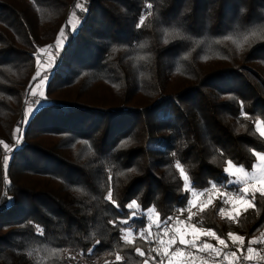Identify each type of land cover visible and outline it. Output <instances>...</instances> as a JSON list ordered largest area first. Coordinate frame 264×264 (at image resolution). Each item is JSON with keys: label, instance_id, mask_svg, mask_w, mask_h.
Segmentation results:
<instances>
[{"label": "trees", "instance_id": "1", "mask_svg": "<svg viewBox=\"0 0 264 264\" xmlns=\"http://www.w3.org/2000/svg\"><path fill=\"white\" fill-rule=\"evenodd\" d=\"M260 122L264 0H0V264L158 257L149 211L186 210L181 170L196 191L234 188L224 169L254 168ZM249 199L233 218L218 196L192 220L247 251L264 232V195Z\"/></svg>", "mask_w": 264, "mask_h": 264}, {"label": "rangeland", "instance_id": "2", "mask_svg": "<svg viewBox=\"0 0 264 264\" xmlns=\"http://www.w3.org/2000/svg\"><path fill=\"white\" fill-rule=\"evenodd\" d=\"M71 23L74 29H76L80 23V19L78 18ZM61 32L62 31H60V33ZM60 33L58 34L54 43L45 47L41 52L39 60V72H42L44 69H46V67L48 68L49 65L53 63L57 51L63 46L65 41L64 38H60ZM58 40L60 41L59 46ZM47 81L48 78L46 77L44 83H38L36 86H34L32 92H36L40 98L43 97ZM37 105H41L40 102H38ZM32 112L33 111H31L30 113ZM257 128H264L263 123H258ZM14 144L15 142L10 144V147H12ZM259 154L264 153L259 152ZM259 162L262 163V161L260 160ZM262 165H264V162L262 163ZM237 166L238 165L233 164L232 171H236ZM260 168V166L257 168L254 167L252 170H246L243 168L245 173H247V175L244 176L243 179L248 181L249 193L256 192V189L261 186L259 180L260 175L258 174ZM240 177L241 174L237 172L235 177L230 175V181H234ZM252 177H255L256 179L253 180L251 179ZM230 183L234 184L235 187L227 188L223 186L221 187V185H217L219 190L213 189L211 187L208 190L196 191L191 188V183L188 179V187L186 189H189L191 192V200L189 202V205L191 204V206L188 205L185 211H180L167 223L162 222L158 214L153 210H150L148 226L140 232V235L146 240L152 238L156 240L154 250H156L158 257L151 253L149 256V260L144 262V264H223L221 262V259L214 258L213 261H208L207 259H204L202 257L199 251L201 246H204L205 244L209 245V247L206 248L207 251H215V253L220 252L221 256H224V258L227 257L228 261L232 264H264V232L260 236L253 239L251 252L241 251L242 244L239 241H235L239 246V250L236 251L229 248L226 241L225 245L219 244V240L216 235H204V232L208 230L197 226L192 220L195 212L209 205L218 196H221L224 199V202L227 201V203H225V206L223 207L225 209L223 214L233 218L237 217L244 210V208L240 206L235 199L239 195H242V193L240 192V188L242 185L235 182ZM193 193H196V195H193ZM228 197H233L234 199L228 200ZM249 202L251 203L250 199ZM237 211L239 212L238 215ZM189 217H191V219H189ZM193 228L196 229L195 234L192 231ZM182 235L185 240L184 244L180 243V237ZM124 238L128 241H133L135 238L134 230H126L124 232ZM141 251L144 253L143 250ZM166 252L167 255L165 254ZM177 252H182L183 255H177ZM233 252H235L236 255L233 256ZM249 257H251V259H249Z\"/></svg>", "mask_w": 264, "mask_h": 264}, {"label": "snow or ice", "instance_id": "3", "mask_svg": "<svg viewBox=\"0 0 264 264\" xmlns=\"http://www.w3.org/2000/svg\"><path fill=\"white\" fill-rule=\"evenodd\" d=\"M140 23L142 24L143 23V20H141ZM64 36H65V33L62 31L60 33V38L63 39ZM59 44H60V41L58 40V46H59ZM41 51H43V50H41ZM38 63H39V61H38ZM39 75L40 74L38 72L37 73V76L39 77ZM45 80H46V77L41 78L40 81H39V83H44ZM258 130L260 131V135L261 136H264V128H258ZM257 158L260 161L264 162V154H257ZM177 167L179 168V164H177ZM232 169H233V164L231 162H229V166L227 168H225L224 171H225V173H228V174H230L231 176H234V177L236 176L237 172H239L241 174V177L240 178H238V179H236L234 181H230V182H235V183H238V184H241L242 185L241 188H240V192L242 193V195H239L235 199H236V202L246 210L248 207H251L252 206V204L249 202V198H248L249 195L254 200L255 199L256 192L249 193L248 181H246V180L243 179V177L246 176L247 173H245V171H244V169L242 167L237 166L236 167V171H232ZM260 171H261V178H260V184H261V186L259 188H257L256 191L257 192H260L261 195H264V165L261 166ZM180 175L184 177V180H185V188H187L188 187V184H187L188 177L185 176L183 170H181ZM251 179L255 180L256 178L255 177H252ZM212 188L213 189H216V190H219L218 189V186L215 185V184L212 185ZM244 194H247V195H244ZM193 195H196V193H193ZM107 199L110 200V201L112 200V192H111V190H109L108 193H107ZM227 199L228 200H233L234 198L233 197H228ZM225 203H227V201H225ZM135 206H136V201H132L131 203H129L127 205V207L130 210L131 209H134ZM189 206H191V204ZM224 211H225L224 208H221L220 209V212L222 214L224 213ZM130 214L133 215V216L135 215L134 212L133 213H130ZM238 214H239V212L237 211V215ZM189 219H191V217H189ZM125 222H127V221H125ZM192 231H193L194 234L196 233V229L195 228H193ZM204 235L215 236V233L212 232V231H206V232H204ZM230 236H231V238H232V240L234 242L235 241H239L241 244H243V238L242 237L236 236V235H232V234H230ZM218 240H219V244L225 245V240L219 239V238H218ZM180 243L181 244H184L185 243V240H184L183 235L180 237ZM208 247H209V245H207V244L204 245V248H208ZM247 251L251 252L252 249L249 248ZM137 252L140 255H143L144 254L139 249H137ZM165 254L167 255V252ZM176 254L177 255H183L182 252H177ZM232 255L234 256V255H236V253L233 252ZM119 259H120V257L117 256V260H119ZM249 259H251V257H249Z\"/></svg>", "mask_w": 264, "mask_h": 264}, {"label": "built area", "instance_id": "4", "mask_svg": "<svg viewBox=\"0 0 264 264\" xmlns=\"http://www.w3.org/2000/svg\"><path fill=\"white\" fill-rule=\"evenodd\" d=\"M199 253L202 255V257L204 259H207L208 261H213L214 258H218L221 259V262L223 264H232L231 262L228 261V258H224V256H221L220 252H216L215 251H207L206 248H204V246H201Z\"/></svg>", "mask_w": 264, "mask_h": 264}, {"label": "crops", "instance_id": "5", "mask_svg": "<svg viewBox=\"0 0 264 264\" xmlns=\"http://www.w3.org/2000/svg\"><path fill=\"white\" fill-rule=\"evenodd\" d=\"M257 154H259V153H257ZM260 163V164H259ZM263 163V162H262ZM262 163L261 162H259V159H257V162H256V164H255V168H257V167H261V165H262ZM261 169V168H260ZM259 175H260V177H259V180H260V178H261V171L259 170V173H258ZM222 187V186H221ZM225 189V188H224ZM249 198V197H248ZM212 264H217V263H212Z\"/></svg>", "mask_w": 264, "mask_h": 264}]
</instances>
